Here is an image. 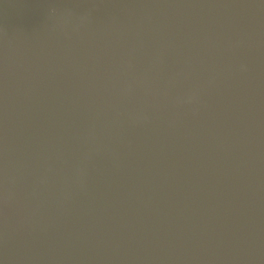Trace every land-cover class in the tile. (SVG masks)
<instances>
[{
  "label": "water",
  "instance_id": "obj_1",
  "mask_svg": "<svg viewBox=\"0 0 264 264\" xmlns=\"http://www.w3.org/2000/svg\"><path fill=\"white\" fill-rule=\"evenodd\" d=\"M0 264H264V0H0Z\"/></svg>",
  "mask_w": 264,
  "mask_h": 264
}]
</instances>
